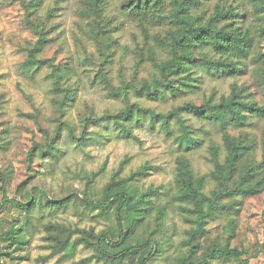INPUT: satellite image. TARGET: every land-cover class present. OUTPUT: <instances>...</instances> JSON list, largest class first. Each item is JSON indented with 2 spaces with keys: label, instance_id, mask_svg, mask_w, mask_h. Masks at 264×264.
Listing matches in <instances>:
<instances>
[{
  "label": "rangeland",
  "instance_id": "374dc122",
  "mask_svg": "<svg viewBox=\"0 0 264 264\" xmlns=\"http://www.w3.org/2000/svg\"><path fill=\"white\" fill-rule=\"evenodd\" d=\"M124 2L100 0L96 12L95 0H0V171L6 179L5 200L0 190V232L12 225L23 226L22 249L0 239V263L72 264L88 258L85 264H114L82 243L57 250L59 244L51 237L58 225L72 230L70 242L80 235L74 228L95 235L105 231L116 240L114 207L95 202L102 197L104 185L115 179L135 199L148 189H157L155 195H148L132 241L150 237L157 246L151 253V245L136 246L138 250L122 264H178L186 254L182 241L191 226L186 221L190 215L183 210L188 205L174 199L178 162L188 160L194 176H205L202 190L208 192L215 187L212 148L220 162L227 154L223 132L210 112L181 106L217 102L229 95L232 86L262 109L257 114L246 113L244 125L228 123L225 127L247 146L235 177L249 163L260 165L264 172V0L232 1L239 4L240 31L251 37L239 71L230 74L190 64L188 84L175 93L164 91L154 97L137 93L135 87L158 76L157 63L169 56L162 42L171 26L158 17V6L145 10L142 20ZM214 3L202 1L193 13L206 18ZM100 21L108 29V50L100 49L92 38ZM39 32L48 43L38 58L52 59L65 71L62 86L70 97L61 107L58 103L65 90H53L48 64L27 70L21 65ZM204 51L209 57H218ZM100 71L113 86H125V95L108 94ZM127 103L156 113L177 109L192 140L188 146L180 143L181 128L174 117L168 119L165 129L157 117L132 115L126 123L137 139L122 134L109 118H101L118 113ZM49 143L52 145L45 151ZM34 144L38 146L28 155ZM140 168L144 173L134 175ZM93 172H97L94 177ZM233 198L239 200L234 209L221 211L208 221L198 256L211 243L227 244L248 254L261 247L262 252L248 261L264 264V246H260L264 240V189ZM85 199L93 202L84 204ZM12 200H34V204L25 211ZM210 264L233 263L220 260Z\"/></svg>",
  "mask_w": 264,
  "mask_h": 264
},
{
  "label": "trees",
  "instance_id": "16d2710c",
  "mask_svg": "<svg viewBox=\"0 0 264 264\" xmlns=\"http://www.w3.org/2000/svg\"><path fill=\"white\" fill-rule=\"evenodd\" d=\"M99 1L95 0V4H93V9L96 12L99 11L97 8ZM202 1L211 0H125L123 6L134 13L136 12L142 20L145 10L158 6V17L168 21L171 26L167 38L162 42V46L169 54L168 58L157 63L158 76H155L150 82L143 81L139 87H135L137 93H146L148 96L154 97L162 95L164 91L169 93L179 91L181 85H186L191 81V75L186 73L190 64L206 69L222 70L230 74L239 71V65L246 57L251 43V37L239 29V4H233L234 0H215L212 12L205 18L202 14L193 13V10L200 6ZM164 10L166 12L163 13ZM142 29H145L143 23ZM107 34L106 24L101 21L97 22L92 38L100 49H109L110 40ZM47 43L48 39L44 33L39 32L21 65L27 70L47 63L50 67L49 76L52 78L53 90L62 92L65 90L62 86L65 71L60 65H55L52 59L38 58V54L44 50ZM205 49L218 57H209L204 51ZM99 73L100 81L107 89L108 94L125 95V86H113L101 71ZM69 97V90L66 89L58 103L59 106L65 105ZM181 109L197 112L209 111L223 132L222 140L227 154L224 161L220 162L216 158V148H212L215 159L211 176L215 181V187L208 192L202 190L205 176H194L188 160L180 159L178 162V190L174 199L188 205L183 210L189 213L190 217H187L186 221L191 224L190 228L185 231L186 237L182 241L186 247V254L178 260V264H210L220 260L233 264H249V258H255L262 252L261 247L255 248L252 254H248L236 247H229L227 244L211 243L199 256L198 252L201 250L200 240L206 232L208 221L221 211L234 209L239 204V200L233 197L256 195L264 189V172L259 169L260 165L249 163L243 166L235 177L238 163L247 146L225 130L228 123L246 124V113L257 114L262 112V109L255 103L245 100L241 91L237 90L235 86L231 87L229 95L221 96L217 102L206 101L201 106L186 103L181 106ZM139 113L147 114L152 118L157 117L160 120V125L165 129L168 126V119L174 117L181 128V134L178 136L180 143L188 146L192 140L177 109L167 113H156L151 109L127 103L118 113H107L101 118H109L122 134L137 139L126 121L132 115ZM51 145L47 144L45 151H48ZM35 146L38 145L34 144L28 155L33 153ZM143 170L140 168L134 175L143 174ZM96 175L97 172L91 174L92 177ZM5 180L3 172L0 171L2 184L0 190L3 192L2 199L4 200L6 199L3 188ZM156 193L157 189H148L147 192L135 199L128 190L120 187L118 181L112 179L104 185L102 197L95 202L101 207L106 203L114 207L117 223L116 240H112L105 231L95 235L91 230L74 228L73 231L79 232L80 235L70 242L69 234L72 230L58 225L55 226L58 232L52 234L51 238L59 244L57 250L73 249L75 245L82 243L85 247H94L98 257H104L114 264H122L125 258H129L138 250L136 246L151 245V253L153 247L157 246V241L154 238L149 237L145 241L136 240L134 241L136 244L132 241L135 229L146 211L145 204L149 202L148 195ZM12 202L25 211H28L34 204V200L29 203H20L16 200H12ZM91 202L93 201L83 200V203L87 205ZM62 203L61 200L60 204ZM22 231V225H12L9 229L0 232V239L22 249ZM105 246L110 248V251ZM260 246H264V240ZM115 250L116 252H113ZM87 261L88 258H82L72 264H85Z\"/></svg>",
  "mask_w": 264,
  "mask_h": 264
}]
</instances>
